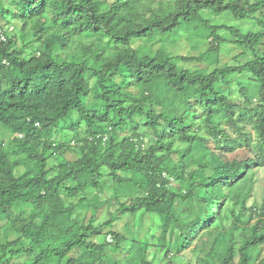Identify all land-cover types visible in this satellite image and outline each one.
Returning a JSON list of instances; mask_svg holds the SVG:
<instances>
[{"label": "trees", "instance_id": "trees-1", "mask_svg": "<svg viewBox=\"0 0 264 264\" xmlns=\"http://www.w3.org/2000/svg\"><path fill=\"white\" fill-rule=\"evenodd\" d=\"M154 10L152 0H10L0 6V22H21L15 36L14 28L0 26V127L12 135L0 138V264H97V254L107 264H170L202 224L224 228L233 219L232 228H246L245 201L234 187L252 163L264 164V0H174L166 12ZM205 11L256 17L263 29L211 24ZM222 28L236 37L240 54L252 58L212 69L187 66L219 64L221 45L230 42L219 34ZM184 30L212 43L200 56L133 46ZM239 75L247 76L259 103L251 118L238 120L241 104L230 96L234 79L250 100ZM163 88L174 98L165 102ZM246 117L263 149L256 161L229 160L210 141L228 135L224 120L241 131ZM67 128L75 140L56 138L68 136ZM73 149L77 158L65 159ZM53 156L57 166L50 165ZM105 172L119 208L99 221L89 194L105 191ZM128 190L139 195L128 197ZM193 201L200 207L195 217ZM126 212L157 222L161 233L150 259L147 233L109 230L113 244L93 240ZM255 214L238 248L235 230L229 241L219 233L215 249L226 247L219 264H264V204Z\"/></svg>", "mask_w": 264, "mask_h": 264}, {"label": "rangeland", "instance_id": "rangeland-1", "mask_svg": "<svg viewBox=\"0 0 264 264\" xmlns=\"http://www.w3.org/2000/svg\"><path fill=\"white\" fill-rule=\"evenodd\" d=\"M173 1L174 0H152V5L155 9L154 11H158V13L166 12ZM9 3L10 0H0V6H7L9 5ZM204 17L208 19L211 24L232 25L236 28H239L242 32L263 29V25L260 24L256 17H252L249 19H238L229 14V12H224L221 15H216L213 12L209 11L204 12ZM0 26L8 30L14 28L12 34L13 36H15L20 32L21 22L17 19L6 20L1 21ZM205 32H209V30L205 29ZM219 34L230 41L221 45L219 64L217 63L211 66L207 62H197L195 64H187V66L196 68L208 67L212 69L213 66L216 65L222 66L223 64H244L246 61L252 58V54L250 52H247L243 55L240 54L243 49L233 43L236 37L230 33V30L222 28L219 30ZM211 40H213L212 37L207 39L205 36L195 35L194 32L187 33L184 30L180 31L176 37L169 38L164 42L146 43L139 41L136 42L133 46L136 47L147 45L151 47L153 51H156L159 48H164L165 50L173 54L200 56L207 50V46L209 45V43H212ZM21 44L22 42L19 41L18 45L20 46ZM237 77L244 81L245 85L250 87V100L245 101V98L240 93V85H238V81L234 79L232 82V91L230 93V96L235 99L236 102L241 104V106L236 109V118L239 120L241 114L249 116L251 118V116L258 109L259 101L255 95L252 84L247 81V76L239 75ZM134 93L137 94V91H135ZM163 93L166 96L165 102L168 101V98H174L173 94L168 92L165 88H163ZM217 111L219 114H221L222 112L219 107H217ZM223 122L226 124V131L228 135L225 137H221L219 140H211L210 144L212 148L216 152L224 154V156L229 160H258L263 147L260 144L261 138L254 127L253 121H250L249 118L246 117L245 120L241 122V131L238 130L234 125H229L226 120H224ZM80 125L82 132L80 133V135H82L83 137L87 136V134L89 133L87 131V127L84 123H81ZM65 132L66 134H68V136L58 134L56 138L68 141V139L72 137V130L70 128H67L65 129ZM126 132L128 134L131 133L130 130H127ZM123 133L125 132H122V134ZM11 136L12 135L8 133L7 130L0 127V138L7 141L11 138ZM74 138L76 137H72L71 140H75ZM145 141L147 144L149 142V138L145 137ZM76 143L77 142H75L74 144L76 145ZM63 157L67 160H74L77 158V152L74 149L68 150L65 152ZM195 158L199 159L200 155L196 154ZM49 161L50 165L57 166L60 160L57 158V156H53L49 159ZM24 169L25 168L21 165L19 168H17L16 173L20 174L24 171ZM105 174L106 175L102 179L105 185V191L99 192L98 190H93L92 193L89 194V197L93 202L92 208H99V221L108 220L113 215L116 216L117 209L119 208V203L114 196L115 184L112 181V178L108 176V172H105ZM236 191L241 194L242 199L245 201L246 214L243 218L244 220H246V228H244V226L238 229L232 228L234 224L233 219H229L227 222H225L224 228H209L207 225L202 224L190 236L189 242L180 250V252L175 254V261H172L170 264H210L209 262H207L210 260L211 262H213V264H219L220 254L226 251L224 243H221L218 249H215V242L217 243V237L221 231L226 234V239L229 241L232 238V230H235L234 232L236 235L233 241L234 243H236L237 248L242 244L244 235L250 234V229L257 220L255 210H257V212H260L264 204V164L252 163L250 167L246 169V173L241 177V180H239L234 187V192ZM97 193L98 196L94 197ZM127 195L128 197H130L131 195H139V193L128 190ZM121 198L123 199L124 197ZM227 205L228 204L226 203V207ZM192 209L193 210H189V213L193 217H195L197 215V212L200 211L199 203L197 201H193ZM115 218L116 219L113 222L112 227L105 229L100 236L94 237L93 240L97 242L104 241L113 244L114 239L112 238L109 230L117 231L126 235H137L138 237H142L147 233V236L151 241L149 242V248L147 251L148 257L150 259L151 254L154 252V250L157 249L155 243H158L161 233L157 222L148 214L142 216L139 219V216H132L128 212L119 214ZM2 224L3 223L0 221V225ZM259 248L262 249V252L264 254V245H261ZM209 255L211 256L210 260L207 259ZM168 258L169 257H164L165 261L168 262ZM92 259L93 262L95 261L97 262V264H107L105 263L104 259H101L99 254L95 255Z\"/></svg>", "mask_w": 264, "mask_h": 264}, {"label": "built area", "instance_id": "built-area-1", "mask_svg": "<svg viewBox=\"0 0 264 264\" xmlns=\"http://www.w3.org/2000/svg\"><path fill=\"white\" fill-rule=\"evenodd\" d=\"M0 39H5V35L3 34L1 28H0ZM19 136L21 137L22 135L19 134Z\"/></svg>", "mask_w": 264, "mask_h": 264}]
</instances>
